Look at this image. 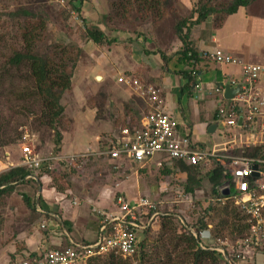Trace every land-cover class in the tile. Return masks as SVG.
Returning <instances> with one entry per match:
<instances>
[{"label":"rangeland","instance_id":"obj_1","mask_svg":"<svg viewBox=\"0 0 264 264\" xmlns=\"http://www.w3.org/2000/svg\"><path fill=\"white\" fill-rule=\"evenodd\" d=\"M78 1L80 0H72L69 3L68 0H64L63 4H61L57 0H0V173L12 168V164L18 161L20 157L19 143L25 133L29 134L31 145L35 146L36 150L44 157H55L49 158V161L43 163L38 181H35L38 185L34 183H24L23 187L19 185L15 193L11 195V198L13 196L15 197L14 199L20 198L22 194H25L30 199L35 200L41 194L40 205L50 209L49 211L52 214L56 211L61 218L58 217L59 223L57 227V220L49 216L48 231L52 235L63 238L65 243L67 239L64 236L63 223H65V226L72 224L69 231L74 240L85 242L95 240L98 215L92 210V206L99 205L98 202L104 199L101 196L103 191L110 188L113 189L112 195L106 198L108 202L103 201L108 204L101 203V205L110 210L114 209L113 192L118 191V194L125 193L116 189L119 186L118 182L122 178L126 180L132 174H135L144 182L139 190H137L134 181L127 185L124 182L121 190H127L130 196H133V194L135 196L138 191L142 194L145 193V195L154 192L153 194L156 195L154 198L159 202L170 200L169 196L164 195L167 193L162 192V186H172V182L182 185L183 181H185L181 172L164 178L158 169L157 171L155 169L149 171L148 168L142 170L136 164L127 168L124 166L118 171L113 170L107 159L97 155L98 150H102L109 143L112 134L118 132L126 124L124 120L116 124L115 121L111 123L110 121L100 122L99 120H94V111L89 110L87 107L94 108L93 104H95L94 106L98 105L96 111L98 109V115H102L103 111H107L105 110L107 109L105 104L109 98H106V95L105 97L103 96L102 87L104 86L101 87L100 84L92 81L91 68L93 69L94 66L99 64L100 60L97 58V64L93 66L94 59L87 55L88 50L83 51L80 55L77 62V65H80L76 66L78 69H74L70 78V86L62 95L61 104L65 109L63 116L58 120V131L62 133L63 138L66 139L69 145L77 140L85 143L89 140L92 141L95 144L93 150L97 154H90L89 150L86 151L83 148L79 154L65 155V157L55 153L54 131L46 128V126H40L37 120L42 108L38 102L39 95L36 93L38 92L36 88L39 83V76L36 73L38 69L36 67L31 68L27 64L11 68L8 65V59L15 50H23L29 45L46 48L51 41H58L62 46L67 44L65 45V50L71 54L75 52V48L71 47L72 43L83 49L90 46V44L87 45L88 39L84 32L85 23L83 22L82 13L84 2L82 0L83 4H80L81 8L79 11L74 9L71 4L75 3L76 5ZM85 1L88 3L87 6L90 7V11L94 13L93 21L87 23V25L93 24L98 27L103 22L105 23V28L107 25V28L116 27L114 30L123 29L126 32L135 34L145 32L150 36L154 34L161 41L172 40V42H178L179 40L174 34L176 21L187 16L197 2V0ZM256 1L258 0H255L254 3ZM19 6L33 10L36 17L27 18V20L24 18H20V20L11 19L8 13L16 10ZM259 6L260 3H257L255 9ZM86 9L88 10V7ZM108 34L111 35L109 32ZM96 47L91 49L95 53L94 55L98 53ZM63 55L64 51L58 56V61L53 64L55 73H58L60 66L65 65L62 59ZM65 84V76L58 75L55 77L56 87H62ZM86 94H89L87 98ZM109 104H111L112 109L120 110L115 101ZM140 105L144 107L143 104L140 103ZM222 134L225 133L222 132ZM17 135L19 139L16 142H12ZM73 135L77 139L73 140ZM98 135L101 138L99 144ZM223 138L224 136L221 135L218 140ZM202 139L205 143L211 142V140L209 141V134L204 135ZM8 141L11 142L7 143ZM136 170H138L137 174ZM182 187L177 186L176 188L180 189ZM211 190L210 181L205 177H201V182L196 186L195 194L193 195L194 205L172 204L170 202V204H165L166 207L164 206V208L169 210L168 205H170L174 211L196 218L202 210V208L200 210L198 207L196 200H203L210 196ZM10 200L8 195V197L6 196L4 200L0 201V234L2 230L4 231L3 233L7 234L0 235V249H2L1 245L4 244L6 246L9 241L12 242L20 231H30L34 228V222L30 223L24 219V214L22 211L20 212V201L14 200L10 202ZM74 200H76L75 203ZM228 205L232 209L233 205ZM223 206V204L212 205L210 220L214 229L222 217H227L220 211ZM230 219L232 220V218ZM160 221L157 220L148 233L151 246L147 264H192L190 254L179 252V250L173 252L175 242L174 240L170 241L173 233L159 238ZM146 231L147 229L141 232V241L147 235ZM218 231L220 235L227 236L230 239H234L236 235H239V233H231V228L224 227V225L218 226ZM44 234L42 232V235ZM243 234L242 236H244ZM11 245L12 243H9L6 247H11ZM2 254L6 253L2 250L0 256ZM23 255L20 253V256ZM106 257L103 256L101 258L105 259ZM15 260V255L8 261L7 257H2L0 263L14 264ZM123 260V264H140V257ZM262 261L263 254L261 253L258 255V262L261 263ZM91 262L92 264H98V259L96 258Z\"/></svg>","mask_w":264,"mask_h":264},{"label":"built area","instance_id":"obj_2","mask_svg":"<svg viewBox=\"0 0 264 264\" xmlns=\"http://www.w3.org/2000/svg\"><path fill=\"white\" fill-rule=\"evenodd\" d=\"M203 56L218 64H238L242 71L240 78L211 87L213 93L222 96L217 99L214 124L217 130L225 133L223 144L207 148L192 139L189 129L181 134L178 122L163 109L161 88L123 74L118 77V82L132 89L144 107L138 103L137 108L125 111L126 125L112 135L98 156L109 160L111 169L117 171L127 162L136 164L140 169L155 170L177 160L211 170L219 166L226 179L217 187L218 195L212 196L210 202L214 205L232 204L238 208L246 217V234L234 239L223 235L214 237L206 229L187 224L186 215L174 211L170 205L169 210H165V204L170 202L194 205L191 194L182 189L174 193L172 201L165 202L141 193L135 196L117 193L113 201L114 209L94 208L98 215L94 241H76L71 237L70 228L63 226L66 246L20 256L14 264H88L94 257L111 254L133 259L140 253L141 232L152 227L161 217L170 215H175L193 234L199 247L220 253L228 264L246 261L253 257L256 250L264 249V158L250 157L243 151L244 148L264 145V64L243 62L220 49L203 52ZM226 85L233 88L239 86L238 92L228 100L224 96ZM195 87L199 89L201 84L197 83ZM21 138L20 157L12 166L26 167L29 171L26 179L38 181L43 163L55 157H44L38 152L31 145L28 133ZM239 149L243 152L236 153ZM171 190L169 185L162 192ZM34 201L38 206V199ZM46 224L42 223L41 227L47 228ZM208 227L212 228V225Z\"/></svg>","mask_w":264,"mask_h":264},{"label":"crops","instance_id":"obj_3","mask_svg":"<svg viewBox=\"0 0 264 264\" xmlns=\"http://www.w3.org/2000/svg\"><path fill=\"white\" fill-rule=\"evenodd\" d=\"M257 3H260V6L255 9ZM87 4L88 3L84 1V4L82 5L83 20L85 19L84 23H90L94 19V13L90 11V7L87 6ZM86 7H88V10ZM104 24L105 23L102 22L98 27L104 31L106 36L108 32L111 33V35L108 34V42L98 44L93 40H88L87 45L90 44V46L83 49L84 51L88 50L89 52H87V55L94 59L93 66L97 64L96 59L99 58V64L94 66L93 69L91 68L92 81L96 84H100L101 87L104 86L102 87L104 91L103 96L105 97L106 95V98L109 97L107 99L108 102L105 104V107L107 108L105 110L107 111H103L102 115H98V109L96 111L98 105L94 106L95 104H93L92 106L94 108L87 106L89 110L94 111V120H99L100 122L110 121L111 123L115 121V124L121 121L123 122L125 111L138 107V96L132 89L118 82V77L120 75H132L139 78L143 83L153 84L161 88L163 109L178 122V131L181 134L189 129L192 139L207 148H211L213 145L219 146L225 142V137L218 140L221 135L224 136L220 130L215 129L212 133L209 132V127L215 123V113L218 106L217 99L222 97L213 93L211 87L224 81L227 82L229 79L241 77L242 71L240 65L218 64L209 59L200 60L196 65V81L190 84L188 78L180 73V70H190L193 66L186 65L185 62L179 58L180 54H177L182 45L180 39L178 42H172V40L161 41L160 39H157L154 34H151L150 36L145 32L135 34L133 32H126L123 29L114 30L116 27L107 28V25L106 29ZM190 39L199 51L210 52L220 49L240 58L243 62L264 64V0H258L248 6H240L235 13L228 15L219 25H215L212 18L195 25L191 28ZM95 46H97V55H94L95 53L91 50ZM163 55L170 58L168 63H165ZM79 65H77V67ZM197 83L201 84L199 89L195 87ZM188 84L190 85L187 88ZM88 96L89 94H86V98ZM114 101L115 104H118L117 107L120 109L119 111L117 109H112L111 104H109ZM206 134H209V141L211 140V142L205 143L202 139ZM75 139L77 138L73 135V140ZM97 140L99 144V140H101L100 135L97 136ZM82 142L77 140L69 145L67 144L66 139L63 138L59 156L65 157V155L79 154L80 150L82 151L83 149L86 151L89 150L88 152L90 154H97L93 150L95 144L92 141L89 140L87 143ZM107 145L108 144H106L105 147ZM97 146L96 148L98 150ZM105 147L103 149H105ZM102 150H98V153ZM133 164L134 163L127 162L124 166L127 168ZM148 169L149 171L152 170V168ZM198 169L202 175H206V173L211 170L205 167H198ZM137 173L138 170H136V174ZM40 174L41 172H39V175ZM181 174L183 180H185L183 181V184L178 185L172 182L170 188L173 190L164 194L169 196L170 200L174 198L175 190L179 191V189L176 188L177 186H183L180 189L187 191L192 197L195 194V191L190 192L185 187L187 174ZM168 176L170 175H165L164 178ZM131 181L135 182L137 190H139L144 183L140 177L132 174L129 179L126 178V180H123L122 178L118 182L119 189H116L125 192L126 195L130 196L128 194L129 192H127V190H121V187L124 182H126L125 185H127L130 184ZM24 183L31 184L29 182L16 184L13 192L9 194L11 199L10 202L14 200L20 201V212L22 211L24 214V219L28 220L30 223L34 222V228L30 231H20L12 242L9 241L10 244L12 243L11 247H6L9 243L6 246H4V244L1 245L2 249H0V252L3 250L6 254H2L0 260L2 257H7L8 261L13 255H15L17 259L20 257V253L24 254L23 256L31 255L34 252H36L35 254H38L40 251L44 252L53 248L64 247L67 244L63 238L57 235H52L48 231V217L55 218L58 227L60 216L55 210H51L55 211V213L52 214L49 211L50 209H46L40 205V200L42 199L40 197L41 194L38 195V206L36 202L34 205L31 202V205L33 206L32 208H30L24 200V197L28 195L22 194L20 198L14 199V196L11 198V195L15 193L18 186L20 185V187H23ZM163 188L165 187L162 186L161 189ZM112 191L113 189L110 188L103 191L101 196L104 199H102L101 202H98L99 205H93L92 210L95 211V207H102L101 203L108 204L103 201L108 202L106 198L112 195ZM117 193L118 191L113 192L114 198ZM139 193L141 192L138 191L135 195ZM153 193L154 192L146 195L154 198L156 195ZM212 196L214 195L210 194L208 197L211 198ZM38 208L41 210H38ZM12 209L14 208L12 207ZM44 222L47 223V228L41 227V224ZM63 224L65 226V223ZM209 224L212 225V228L208 227V229H206L207 232L214 227L211 221L208 225ZM71 225L72 224H67V227L70 228ZM39 228L40 230H38ZM3 232L4 231L2 230L0 235H7ZM42 232L45 234L42 235ZM261 253L263 254V261L259 263L258 255ZM236 264H264V249L256 250L252 258L246 261H236Z\"/></svg>","mask_w":264,"mask_h":264},{"label":"trees","instance_id":"obj_4","mask_svg":"<svg viewBox=\"0 0 264 264\" xmlns=\"http://www.w3.org/2000/svg\"><path fill=\"white\" fill-rule=\"evenodd\" d=\"M69 3L72 0H68ZM75 1V0H74ZM85 0H83L84 2ZM255 0H197L196 4L185 17H182L176 21L174 26V34L181 40L182 45L180 50L177 52L179 58L182 59L186 65H193L190 70H180L186 78H188L189 83L196 81V65L200 60H206L203 56V52L199 51L192 43L190 39L191 28L202 22H205L209 18H212L215 25H219L224 21V19L235 13L240 6H248L252 4ZM82 0L75 3H71L72 7L77 11L80 10V4H83ZM165 4V1H164ZM70 5V4H69ZM43 14V13H41ZM11 19L20 20V18H34L36 14L33 10L27 9L24 6H19L16 10L10 11L8 13ZM175 15V14H173ZM85 19L83 20V22ZM85 36L88 40H93L95 43L102 44L107 43V36L103 30L99 27L85 22ZM65 44V43H64ZM72 48H75L73 54L69 53L65 45H61L58 41H51L46 48L36 47V45L26 46L23 50H15L13 54L8 59V65L12 68L20 67L23 64L31 66V68L36 67L38 69L37 75L39 76V83L37 85L36 92L39 95V103L41 105L40 115L38 116V123L40 126H46V128L54 131V149L55 153H59L62 146V133L58 131V120L64 114V106L61 104V99L64 91L69 88L71 83V75L77 66L78 59L83 53V48L79 47L77 44L72 43ZM64 51L62 59L64 60L63 66L59 67L58 73L53 71V64L59 59V55ZM165 63H168V57L163 55ZM62 75L66 77V84L62 87H56L55 77ZM187 85V88L189 85ZM139 99V98H138ZM141 103V100H138ZM19 139L17 135L12 142H16ZM11 141H8L9 143ZM244 153L250 157L264 158V145H257L248 148H244ZM242 149L236 150V153L243 152ZM109 161V160H108ZM145 170V169H142ZM163 176L174 175L177 172L186 173V189L190 192H194L196 186L200 184L201 177L207 178L211 185L212 195H218V186L225 182L226 176L222 172L219 166H215L206 175L200 174L197 166L188 165L184 161H174L171 165H167L159 170ZM29 171L26 167L16 166L12 167L2 173H0V200L5 196H8L13 192L15 185L22 182H29L38 185L34 180H27L26 176ZM210 197L205 199L196 200L198 207L202 208L201 212L196 218L186 215L187 224L195 226L197 228L208 229V223L211 221L212 216V202L209 201ZM26 204L32 208L36 201L31 200L28 196L24 197ZM216 209V208H214ZM222 214L227 217H222L216 224V228L210 229L212 236H220L218 231V226L224 225V227L231 228V233H239L235 238L246 234L248 230V224L246 222L245 215L236 207L230 209L229 205H224L222 209ZM221 214V215H222ZM199 216V217H198ZM232 216V217H231ZM224 218V219H223ZM232 218V220L230 219ZM161 220V221H160ZM160 236L163 238L167 234H172L173 237L170 239L174 240V250L176 252L188 253L191 255L192 264H228L226 259L218 252L210 249H202L198 245L197 239L193 234L186 230L185 227L180 223L179 219L175 215L165 216L160 218ZM69 228V227H68ZM149 227L146 231V236L143 241H141V249L139 255L140 264H147L148 257L150 255L149 248L151 246L149 240ZM150 243V244H149ZM36 252L32 253L35 254ZM40 253V252H39ZM98 259V264H123L124 261L121 257L114 254L107 255L105 259L99 257L92 258L88 264H92V260Z\"/></svg>","mask_w":264,"mask_h":264},{"label":"water","instance_id":"obj_5","mask_svg":"<svg viewBox=\"0 0 264 264\" xmlns=\"http://www.w3.org/2000/svg\"><path fill=\"white\" fill-rule=\"evenodd\" d=\"M239 90V86H237L236 88H233L231 87L230 85H226L225 87V93H224V96H225V99H231L234 97V95L238 92ZM242 122V119L240 118L239 120V124H241ZM217 125L216 124H212L210 127H209V132L212 133L215 129H216ZM225 193H228L227 191Z\"/></svg>","mask_w":264,"mask_h":264}]
</instances>
